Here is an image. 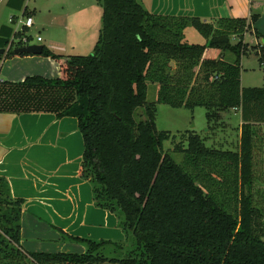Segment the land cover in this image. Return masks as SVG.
<instances>
[{"label": "trees", "instance_id": "obj_1", "mask_svg": "<svg viewBox=\"0 0 264 264\" xmlns=\"http://www.w3.org/2000/svg\"><path fill=\"white\" fill-rule=\"evenodd\" d=\"M98 2L102 28L93 53L64 55L44 45L41 55L56 60L61 75L0 82V111L77 118L81 177L90 182L95 204L116 215L126 240L66 235L86 251H26L24 199L14 198L0 176V254L17 264L26 258L31 264H264V87L241 84L243 55L254 51L264 64V35L253 29L258 15L209 22L154 14L138 0ZM189 27L205 43L190 42ZM4 28L0 48L16 34ZM250 32L258 44L244 40ZM207 48L221 56L204 57ZM15 55L10 49L3 57ZM151 83L158 86L153 101L147 98ZM159 103L240 110V149L207 148L195 130L175 142L171 131L157 129ZM170 139L173 150L185 154L183 163L165 150Z\"/></svg>", "mask_w": 264, "mask_h": 264}, {"label": "crops", "instance_id": "obj_2", "mask_svg": "<svg viewBox=\"0 0 264 264\" xmlns=\"http://www.w3.org/2000/svg\"><path fill=\"white\" fill-rule=\"evenodd\" d=\"M138 1L154 14L198 16L209 22L221 17L250 18L256 14L258 20L253 29L264 35V0ZM7 5L16 12L10 14L9 22L6 17H0V36L4 34V27L14 31L21 28L22 24L10 21V18L19 17L17 12L27 8L19 9V0H7ZM28 12L30 14L25 16H32V12ZM51 19L61 24L68 21L66 13ZM30 28H27L28 32ZM244 40L254 45L259 43L254 32L246 33ZM47 47L54 51V42L50 41ZM221 53L220 49L207 48L204 57L218 59ZM227 53L232 52H226L225 59L234 62L235 55L232 53L233 58ZM243 56L241 80L246 69ZM262 67L264 64H260ZM1 73L6 78H0V82L12 83L21 82L30 75L49 78L61 75L56 60L34 54L0 57ZM236 111L241 116L240 110ZM83 152V136L75 117L59 118L48 111H0V176L8 179L14 198L24 199L21 244L26 251L46 252L44 250L52 243L63 249L76 246L66 235L96 240L125 239L116 215L95 204L90 182L81 177Z\"/></svg>", "mask_w": 264, "mask_h": 264}, {"label": "rangeland", "instance_id": "obj_3", "mask_svg": "<svg viewBox=\"0 0 264 264\" xmlns=\"http://www.w3.org/2000/svg\"><path fill=\"white\" fill-rule=\"evenodd\" d=\"M24 6H27V9L32 12V17L35 21L34 26L29 29V32L34 36L35 43L48 46L50 41H52L55 45L53 48L54 52L64 55H89L93 53L102 28L103 7L98 0H25ZM13 12H16V10L9 9L7 0H0V17H6L9 22L10 14ZM22 13L23 10L17 12L25 21L26 16H22ZM63 13L67 14L68 21H64L66 24L52 21V16H58ZM38 36L43 41L37 42ZM249 36H252V34ZM186 37L190 42L194 43H205L206 41L205 37L193 27L187 29ZM249 44L254 45V43ZM227 54L234 58L232 53ZM243 64L246 69L244 70L241 84L243 86H264V67L260 68L256 54L251 52L248 55H244ZM0 78L6 77L1 73ZM157 91L156 84L151 83L147 97L149 101H153L156 98ZM157 108V129L160 131H171L175 137V142L185 139L188 135L186 131L195 130L207 148L237 152L240 149L241 116L235 109H211L200 106L192 111L185 107L175 108L165 103H159ZM185 144L187 145V142ZM164 148L178 162L183 163L185 161L184 153L173 150L174 143L171 139L164 142ZM72 242H75L76 246L63 249V247L61 248L56 246L57 244L52 243V246L50 248L47 247L44 251L75 253L86 251L87 246L84 243ZM4 258L7 257L0 254V264H17V260ZM19 264H31V262L26 258L20 260ZM97 264L122 263L107 261Z\"/></svg>", "mask_w": 264, "mask_h": 264}, {"label": "built area", "instance_id": "obj_4", "mask_svg": "<svg viewBox=\"0 0 264 264\" xmlns=\"http://www.w3.org/2000/svg\"><path fill=\"white\" fill-rule=\"evenodd\" d=\"M25 16V15H22ZM18 22L19 24H22L21 28L16 32V34L12 35L9 38L8 45L6 47V50H10L15 47L19 46H27L31 44H36L34 42V38L29 34L28 31H25V28H30L34 25L35 21L32 16H26V20L24 21V18L22 17H11L10 21ZM42 38L40 36L37 37V42H41ZM38 44V43H37Z\"/></svg>", "mask_w": 264, "mask_h": 264}, {"label": "water", "instance_id": "obj_5", "mask_svg": "<svg viewBox=\"0 0 264 264\" xmlns=\"http://www.w3.org/2000/svg\"><path fill=\"white\" fill-rule=\"evenodd\" d=\"M262 44L264 45V38L262 39ZM43 49H44V45L42 44H31L14 49V53L41 55L43 53ZM6 52L7 51L4 47L0 48V57L4 56Z\"/></svg>", "mask_w": 264, "mask_h": 264}]
</instances>
